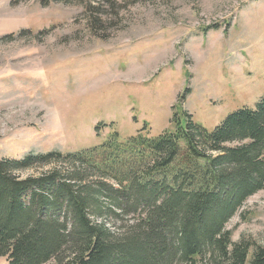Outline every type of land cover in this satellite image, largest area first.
I'll use <instances>...</instances> for the list:
<instances>
[{
  "label": "rangeland",
  "instance_id": "rangeland-1",
  "mask_svg": "<svg viewBox=\"0 0 264 264\" xmlns=\"http://www.w3.org/2000/svg\"><path fill=\"white\" fill-rule=\"evenodd\" d=\"M263 99L264 0H0V160L157 138L183 112L213 132ZM227 230L264 248V191Z\"/></svg>",
  "mask_w": 264,
  "mask_h": 264
},
{
  "label": "trees",
  "instance_id": "trees-1",
  "mask_svg": "<svg viewBox=\"0 0 264 264\" xmlns=\"http://www.w3.org/2000/svg\"><path fill=\"white\" fill-rule=\"evenodd\" d=\"M51 163L69 169L17 175ZM261 191L264 99L213 132L183 112L157 138L116 134L73 154L1 159L0 264H264V248L251 255L227 230Z\"/></svg>",
  "mask_w": 264,
  "mask_h": 264
}]
</instances>
